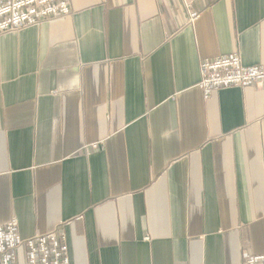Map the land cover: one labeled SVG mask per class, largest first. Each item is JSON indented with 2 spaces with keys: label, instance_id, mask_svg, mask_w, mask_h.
Here are the masks:
<instances>
[{
  "label": "crops",
  "instance_id": "1",
  "mask_svg": "<svg viewBox=\"0 0 264 264\" xmlns=\"http://www.w3.org/2000/svg\"><path fill=\"white\" fill-rule=\"evenodd\" d=\"M68 1L0 36V225L71 264L264 256V82L199 87L205 58L264 68V0Z\"/></svg>",
  "mask_w": 264,
  "mask_h": 264
},
{
  "label": "built area",
  "instance_id": "2",
  "mask_svg": "<svg viewBox=\"0 0 264 264\" xmlns=\"http://www.w3.org/2000/svg\"><path fill=\"white\" fill-rule=\"evenodd\" d=\"M70 14L68 0H0V36ZM200 74L206 98L216 90L264 82V68L247 67L238 55L202 59ZM0 264H71L67 237L55 230L23 239L13 219L0 225ZM240 264H264V256L247 257Z\"/></svg>",
  "mask_w": 264,
  "mask_h": 264
}]
</instances>
